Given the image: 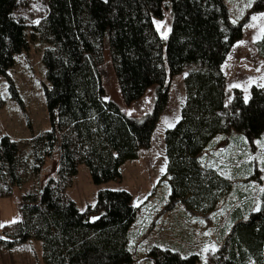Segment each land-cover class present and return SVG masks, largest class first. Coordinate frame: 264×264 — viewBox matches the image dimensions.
<instances>
[{"label": "trees", "instance_id": "16d2710c", "mask_svg": "<svg viewBox=\"0 0 264 264\" xmlns=\"http://www.w3.org/2000/svg\"><path fill=\"white\" fill-rule=\"evenodd\" d=\"M19 0H0V76L8 77L17 55L30 48V26L16 16ZM173 15L165 40L154 19H163V6ZM256 11L264 10L258 0ZM34 39L47 43L43 62L49 86L47 108L52 129L18 143L0 137V181L13 194L40 178L50 158L60 152V166L41 188L21 195V219L6 224L0 242L36 239L42 242L45 264H132L130 232L138 208L126 190H102L97 202L81 212L69 193L81 164L92 181L122 182L123 165L149 147L169 100V78L194 65L185 77L186 101L180 120L165 132L166 175L171 203L189 211L213 212L234 183L203 157L213 139L232 131L250 140L264 133V86L254 85L245 102L236 90L226 105V76L222 65L241 39L243 23L231 21L224 0H48V12ZM109 47L122 93L128 103L141 99L155 86L153 111L143 120L128 117L105 98V49ZM264 58V35L257 42ZM15 99L20 100L11 84ZM21 101V100H20ZM3 105L0 95V107ZM1 130V127H0ZM259 211H240L212 264H264V191ZM96 217V219H93ZM155 264H199L193 254L153 248Z\"/></svg>", "mask_w": 264, "mask_h": 264}, {"label": "rangeland", "instance_id": "374dc122", "mask_svg": "<svg viewBox=\"0 0 264 264\" xmlns=\"http://www.w3.org/2000/svg\"><path fill=\"white\" fill-rule=\"evenodd\" d=\"M224 1L231 21L243 23L242 37L233 45L222 65L227 81L225 102L229 106L235 99L236 90H240L245 102H248L252 87L264 86V58L257 47V42L264 35V15H261L264 10H255L258 0ZM163 10V19L155 18L154 24L167 40L173 15L166 5ZM47 12L48 0H19L16 16L23 18L30 26V48L17 55L16 64L9 70L8 77L0 76L3 102L0 107V137L6 134L18 143L52 129L46 99V86L49 83L43 62L47 43L38 38L33 40L32 37V26H39ZM194 67L187 66L169 78V100L153 132L150 146L141 149L137 159L123 165L122 182L95 184L88 166L81 164L69 189L81 212L88 211L90 206L96 204L102 190H126L132 194L138 208L137 220L130 232L129 249L134 257L132 264H155L150 256L155 247L177 251L183 256L196 254L200 258L199 264H212L210 256L217 253L229 235L233 214L238 210L247 215L260 206L261 189L264 188V133L260 138L250 140L243 133L232 131L213 139L214 144L208 147L203 162L232 179L233 190L225 194L209 214L189 211L182 203L168 209L171 185L166 175L165 132L180 120L186 101L184 80ZM102 69L105 74V98L117 103L128 117L143 121L154 109L155 86L150 87L141 99L128 103L122 93L109 47L105 49ZM11 84L21 101L15 99ZM60 159V152H57L48 160L40 178L16 187L8 197H0V231L6 224L12 225L21 219V195L31 188H41L50 177L56 176ZM5 191V184L0 181V194ZM0 264H45L42 242L29 239L13 247L0 242ZM251 264L255 263L251 261Z\"/></svg>", "mask_w": 264, "mask_h": 264}, {"label": "snow or ice", "instance_id": "6c2138e0", "mask_svg": "<svg viewBox=\"0 0 264 264\" xmlns=\"http://www.w3.org/2000/svg\"><path fill=\"white\" fill-rule=\"evenodd\" d=\"M261 15H264V13H262ZM253 19H255V17H253ZM37 23H38V21H37ZM245 99L247 100V97H245ZM261 191H264V188H262ZM259 210H260L259 207H257L256 209H254V211H259ZM93 219H95V217Z\"/></svg>", "mask_w": 264, "mask_h": 264}]
</instances>
